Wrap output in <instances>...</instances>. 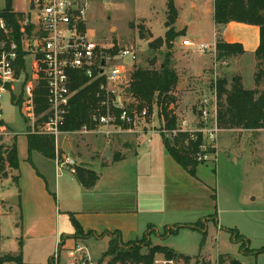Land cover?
<instances>
[{
    "label": "rangeland",
    "instance_id": "374dc122",
    "mask_svg": "<svg viewBox=\"0 0 264 264\" xmlns=\"http://www.w3.org/2000/svg\"><path fill=\"white\" fill-rule=\"evenodd\" d=\"M10 1L13 11L25 17L31 0ZM173 4L177 17L171 28L174 32H181V35L174 38L171 47L164 44L158 49L149 47L153 39L163 38L167 30L166 0H90L86 31L103 53L127 48L136 54L135 60L129 56L123 59L124 64L132 65L128 70L129 77L134 66L147 67L149 60L155 57V66L158 67L169 53V66L178 75L174 109L185 114L191 107L195 109L194 104L199 96L208 92L214 82L225 79L229 87L235 73L227 68L234 63V59L223 58L228 60L227 68L219 69L213 77V60L222 59L218 57L217 50L216 56L210 53L199 55L181 43L189 37L196 42L212 43L214 23L211 0H173ZM3 8L4 0H0V10ZM185 25L195 26L197 33L187 37L185 28L181 29ZM32 59V56H28L27 70L22 78L23 75H31ZM252 59V64L245 57L246 61L242 57L240 60L241 67L243 65V83L247 87L254 86L251 73L256 68L253 53ZM123 83L128 85L129 79ZM20 84L18 81L15 93L12 92L16 98L21 95ZM123 100L126 103L133 101L127 93L123 95ZM14 102L11 100L10 103L8 95L3 97L4 119L14 134L0 138V144L10 146L15 136L23 172L31 168L50 170L49 158L36 151L28 153L26 134L30 131L26 120L22 118L23 113H19ZM20 106L23 109V104ZM154 110H157L156 106ZM157 123L154 122L155 125ZM152 137L159 142L163 140L162 135L157 133ZM65 140L69 145L66 149L61 148L63 154L72 144L71 154L78 153L85 162L91 158L100 164L113 161L115 155L120 158L132 154L135 146H130L135 144V140L121 133L104 136L69 132L60 138L61 145ZM140 148H144L143 143ZM216 151L215 161L210 156L209 160L199 162L196 170L198 177L206 183L207 202L211 208L208 214L200 216L181 213L178 216L168 215L162 222L154 221L153 228H148L144 235L140 233L132 241L127 239L120 242L116 250L118 254L132 252L134 249H139L141 253L156 249L152 264H161L154 262L161 259L173 260L174 264H264V129L222 130ZM7 172L12 178L0 175V256L16 255L21 251V212L19 207L5 201L9 193L20 191L18 179H13L15 175L19 178L20 170L14 171L7 166ZM174 219L180 222H174ZM80 242L86 246L93 260H108L112 256L102 257L108 248L107 238L89 237ZM168 251L171 256H168Z\"/></svg>",
    "mask_w": 264,
    "mask_h": 264
},
{
    "label": "built area",
    "instance_id": "2783aa9c",
    "mask_svg": "<svg viewBox=\"0 0 264 264\" xmlns=\"http://www.w3.org/2000/svg\"><path fill=\"white\" fill-rule=\"evenodd\" d=\"M31 2L32 8L29 7L26 16L19 21L21 47L25 52V67L20 69L18 74L16 73L18 44L13 40L9 42L0 40V138L14 134L4 119L3 97L8 95L11 103L12 92L15 93V87L20 81L19 95L21 94L22 97L23 109L21 107L19 113H23L22 118L27 122L29 133L52 136L55 147L54 159L58 168L64 167L71 174H75L76 161L62 153L60 138L63 134L69 133L61 129L65 122L69 100L74 93L70 89L72 79L69 71L80 70L87 77L88 82L101 78L97 96L104 112L92 114L91 128L83 126L70 133L110 136L126 130L147 143L155 133L169 141L179 133H187L193 139L201 138L198 150L194 153L196 161L199 163L209 160L210 156H213L212 160L215 161L219 134L223 130L217 122V82L211 84L208 92L199 96L197 104H194L195 109L192 110L191 107L185 114L176 111L171 104L169 109L175 115V126L166 127L164 117L157 105L154 104L151 111L147 107L138 111L135 106H131L132 102H124L123 95L127 93L125 91L127 84L123 82L130 79L128 70L132 65L127 66L123 63V59L129 56L131 60H135L136 54L127 48L119 49L115 54L103 53L99 45L88 36L86 28L90 0H31L29 3ZM29 27L31 30L28 33ZM0 28L5 33L9 31L2 19H0ZM181 43L199 55L210 53L216 56L215 43L196 42L189 38L183 39ZM28 56L33 57L32 73L29 77H25ZM227 65V59L214 58L211 66L214 71L213 77L219 69ZM22 74H24L23 78ZM39 80L45 84L49 113L41 124H37L34 106V89ZM154 106L157 110H154ZM155 121L158 122L156 125ZM109 260L110 258L93 260L86 246L76 241L63 251L61 247H57L50 264L134 263L130 260H118L112 263ZM154 262L174 264L170 259Z\"/></svg>",
    "mask_w": 264,
    "mask_h": 264
},
{
    "label": "crops",
    "instance_id": "0c3cea01",
    "mask_svg": "<svg viewBox=\"0 0 264 264\" xmlns=\"http://www.w3.org/2000/svg\"><path fill=\"white\" fill-rule=\"evenodd\" d=\"M211 2L213 17V0ZM183 28L187 37L197 33L193 25ZM217 29L214 24L212 43H215ZM220 30L224 41L240 43L244 49L242 55L232 56L234 63L227 68L235 73L231 81L238 76L244 88H253L243 83L240 60L245 57L252 64V53L254 57L259 39L258 27L232 21L220 26ZM118 133L135 140V144H129L135 146L132 154L116 161L100 164L90 158L89 162H85L82 155L70 153L72 144L65 151V155L70 154L76 161V166L87 167L97 173V180L90 188L83 187L66 168H58L55 159H50V170L31 168L23 172L19 162L21 153L16 147L20 191L9 193L5 201L19 207L21 212L20 254L24 263L47 264L57 247L63 251L76 241L89 237L107 238L108 242L111 237L118 238L122 243L127 239L132 241L138 238V234L144 235L148 228H153L154 221L162 222L168 215L192 213L202 216L211 210L204 179L198 177L196 171L195 176L188 174L169 155L163 140L159 142L152 137L147 143L137 139L132 132L125 130ZM65 141L68 147L69 143ZM142 143L143 149L140 148ZM6 178H12V175L8 173ZM174 220L180 222L179 219ZM76 226L85 235L84 238H75ZM2 264L16 263L8 261Z\"/></svg>",
    "mask_w": 264,
    "mask_h": 264
},
{
    "label": "trees",
    "instance_id": "16d2710c",
    "mask_svg": "<svg viewBox=\"0 0 264 264\" xmlns=\"http://www.w3.org/2000/svg\"><path fill=\"white\" fill-rule=\"evenodd\" d=\"M167 1L168 16L165 22L167 30L162 37L153 39L149 43L151 49H158L163 44L166 47H171V42L181 32H174L171 25L175 22L177 11L174 7L173 0ZM0 19H2L7 29L5 33L0 28V40L7 42L13 40L18 44V60L17 70L24 69L25 52L22 51L21 39L22 35L19 32V21L22 19L20 13L14 12L11 8V1L4 0V8L0 10ZM239 22L249 25H256L259 29L258 45L254 51L255 70L253 72L254 86L251 89L244 88L241 79L235 76L227 87L225 79L218 80L216 83L217 91V122L222 129H243V130H258L264 129V0H213V22L217 29V38L215 47L218 52V57H232L242 55L244 49L240 43H229L222 39L220 26L229 22ZM31 28L27 29L28 33ZM117 50L109 51V54H115ZM170 54H166V59L155 66V57L149 60L147 67L134 66L129 83L127 85L128 96L131 97L132 105L138 111L147 107L151 110L155 104L161 111L165 120L166 127L175 126V115L169 109L170 105H175L174 89L178 82L176 71L169 66ZM72 82L70 89L74 92L71 96L65 122L61 129L65 132H73L81 129L83 126L92 127L91 116L94 113L104 112V108L99 105V97L97 96L98 86L101 78H97L92 82H88L86 76L80 70H70ZM27 79V78H26ZM25 79V80H26ZM11 100L15 101L14 106L20 110L22 97L17 98L12 95ZM34 106L37 116V124L43 123L48 116V104L46 100V88L42 80H39L34 89ZM10 146L0 144V175L6 178L8 175L7 166L12 169H17L16 156V138ZM163 143L169 155L190 175L195 176L198 162L194 158V153L197 152L201 143V138H191L187 133H179L169 141L163 138ZM27 150L30 154L33 151L38 152L42 156L54 159L55 147L52 136L39 133L26 134ZM6 152H9L11 159L6 162ZM119 159L114 156V161ZM76 179L83 187L90 188L97 180V173L83 166H76L74 174ZM17 180L18 176L13 177ZM212 197L214 194L212 193ZM74 226L76 223L72 220ZM90 235V233L88 234ZM85 235L77 229L75 230V238L77 240L84 238ZM120 240L111 237L108 243V248L102 257L112 255L109 262L132 261L143 264H152L153 256L156 249H150L147 253H141L139 249H134L132 252H124L118 254ZM171 256V252H167ZM12 261L16 264L24 263L21 254H5L0 256V264ZM50 264V261L47 263Z\"/></svg>",
    "mask_w": 264,
    "mask_h": 264
},
{
    "label": "water",
    "instance_id": "95a60500",
    "mask_svg": "<svg viewBox=\"0 0 264 264\" xmlns=\"http://www.w3.org/2000/svg\"><path fill=\"white\" fill-rule=\"evenodd\" d=\"M30 8H32V2L30 3ZM147 37H148V36H146V38H147ZM102 63H103V62H102ZM125 91L127 92V91H128V88H127ZM66 147H67V146H66V141H64L63 144H62V148H63V149H66ZM5 157H6V160L9 161L10 158H11V155H10L9 153H7Z\"/></svg>",
    "mask_w": 264,
    "mask_h": 264
}]
</instances>
